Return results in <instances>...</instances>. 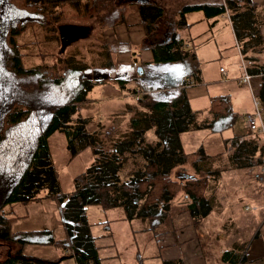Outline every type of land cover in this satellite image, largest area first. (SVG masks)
<instances>
[{"label":"trees","instance_id":"16d2710c","mask_svg":"<svg viewBox=\"0 0 264 264\" xmlns=\"http://www.w3.org/2000/svg\"><path fill=\"white\" fill-rule=\"evenodd\" d=\"M65 2L0 0V248L6 251L0 264H60L67 259H74L75 264H101L86 216L90 207L103 211L122 209L128 221L145 220L146 231L154 232L167 217L172 199L182 192L190 201L188 211L197 224L210 210L206 198L210 171L204 164L201 166L207 156L202 149L195 154L193 178L184 182L172 180L171 171L187 161L179 135L202 129L220 133L232 128L239 117L229 97L219 96L211 99L212 120H198L199 112L190 109L185 90L179 89L189 82H200L198 62L194 50H184L182 40L174 35L168 44L151 50L150 63L176 65L162 76L154 75L153 81L148 78L147 83L158 90L165 82L167 87L176 89L175 94L164 98L159 92L145 93L137 104L127 107L132 114L128 130L105 146L97 131H88V119L74 118L89 100L92 89L79 79L80 69L65 67L62 74L53 78L39 69L25 68L15 42L33 24L56 22L57 17L47 20V15ZM138 10L148 32L161 10L143 4L138 5ZM192 11H202L207 18L229 12L246 72L261 76L256 96L264 106V39L260 33L264 17L259 7L251 0H224L219 5L185 6L179 15L182 18ZM183 25L182 19L177 22V26ZM136 75L140 76L137 72ZM150 130L155 136L152 142L146 137ZM55 132L66 136L71 156L86 149L93 153L92 164L73 178L69 193L61 191L46 151L47 139ZM236 142L231 144L235 146ZM257 149L259 157L249 158V165L245 164L246 159H240L244 153L253 155ZM263 155L264 137L257 135L255 141L235 146L229 160L236 162L237 167L254 163L263 166ZM43 199L58 206L66 233L62 241L55 240L50 231H11L16 217L5 209ZM25 244L54 246L63 254L55 261L25 257L21 254Z\"/></svg>","mask_w":264,"mask_h":264},{"label":"crops","instance_id":"0c3cea01","mask_svg":"<svg viewBox=\"0 0 264 264\" xmlns=\"http://www.w3.org/2000/svg\"><path fill=\"white\" fill-rule=\"evenodd\" d=\"M143 1L145 2L137 4V16L141 24L139 28L142 27L143 33L148 36L153 33L146 32L138 5H151L159 8L161 16L154 21L152 29L164 24L162 34L165 39L162 41L163 44H168L176 35L182 40L184 50L196 46L194 53L198 62L200 81H202L204 60L199 55L200 49L196 42L202 38L204 31L209 29L217 31L223 26H227L236 49L223 57L217 49L216 57L230 64L234 61L238 65L240 58L243 69L246 70L234 36L229 12L226 11L222 15L207 18L201 11L203 15L198 19V22L194 18L195 11L187 12L182 18L179 15L185 6L219 5L224 0ZM251 2L259 7L260 14L264 17V0H251ZM189 16H191V20ZM181 19L184 25L177 26V22ZM205 21L207 26H202ZM182 33L186 34L183 36ZM260 33L264 39V24L260 26ZM152 49L153 46L148 50L149 70L145 77L153 81L154 75L159 76L163 72L166 73L176 64H151ZM221 69L220 67L219 73L224 77V81L215 83L209 78L211 82L209 85L214 88L211 93L201 88L202 83L193 84L191 82L192 84H190L189 82L188 86L182 85L179 89H198L194 94V100H189L186 92L185 96L193 112L205 111L203 119L212 120L213 116L209 112L211 99L219 96L229 97L232 109L239 117L232 128L220 133H213L207 129L181 133L179 140L187 161L175 167L170 174L174 176L179 174L180 176L176 178V181L179 182L193 178L195 171L192 163L196 159L195 154L202 149L207 160L201 162V166L204 164L210 171L206 190V198L210 204L208 214L200 218L197 224H194L188 211L190 201L184 193L180 192L172 199L167 217L153 232L146 231L147 222L145 220L128 221L122 209L103 211L98 207H90L86 216L91 234L95 237L101 264H164V262L172 261H179V264H264V184L259 181L262 165L254 163L251 166L237 167L236 162L233 163L229 160L234 150V146L231 144L233 140L243 138V141L249 143L257 139V135L249 133L244 118L246 114L252 113L254 110L253 96L252 102L248 98L247 91L244 90L245 96H241L239 93L240 89H243V84H240L241 78H237L236 86L229 85L225 71L221 72ZM162 85L159 88H163L160 91L164 98H170L175 94L176 89L167 87L165 82ZM248 91L251 93L249 89ZM199 99L202 100L203 108H192V103ZM262 108L264 109V106ZM148 135L151 136V139H147L149 142L155 140L153 130L148 131ZM251 154L253 155L244 153L240 159H246L245 164L249 165V158L258 159L260 151L257 149ZM12 207L15 216H17V219L11 224L13 233L50 231L57 241L66 238L58 206L54 201L43 199L40 202L28 205L15 204ZM127 223L132 225V228ZM134 223L138 224L135 229ZM146 232L151 233V239L145 236ZM136 234H140L139 240ZM149 240L154 241L153 245L148 242ZM224 253L232 255L224 257ZM21 254L25 257L55 261L61 258L63 253L54 246L25 244ZM123 254L128 257L125 258ZM70 260L74 262V259Z\"/></svg>","mask_w":264,"mask_h":264},{"label":"rangeland","instance_id":"374dc122","mask_svg":"<svg viewBox=\"0 0 264 264\" xmlns=\"http://www.w3.org/2000/svg\"><path fill=\"white\" fill-rule=\"evenodd\" d=\"M141 2L145 1L66 0L47 15V20L57 17L56 22L52 23L54 20H51L45 25L33 24L15 39L25 68L39 69L43 74L53 78L62 74L65 67L80 69L79 79L86 81L92 89L87 96L89 100L78 109L74 118L88 119V131H97L105 146L110 140H116L128 130L129 120L132 117V114L127 112L128 106L137 104L145 93L160 92L161 94V88L155 90L149 86L145 75L149 70L148 50L152 46L156 48L163 45L164 24H160L156 29L151 28L148 32L153 33L150 36L144 34L142 27L139 28L141 24L137 16V4ZM195 13L194 18L198 22L203 13L201 11ZM189 19L191 20V16ZM69 25L85 28L86 34L85 37L70 42L62 50L58 28ZM202 26H207L206 21ZM227 30V26L217 31L209 29L204 31L202 38L196 42L200 49L199 55L204 60L202 81L198 83H202L201 88L206 92L208 90L211 93L214 89L209 85L211 83L209 78L215 83L224 81V77L219 73L220 67L225 71L228 83L232 86H236L237 78H241L244 74L240 58L238 65L234 61L230 64L216 57L218 51L223 57L236 49L233 38ZM182 34L184 36L186 33ZM191 48L195 51L196 46ZM138 68H141V79L136 75ZM258 81L259 79L255 80L253 86L257 87ZM244 90L248 92V98L252 102L254 92L249 93L246 85H243V89L239 91L241 96H245ZM196 91H198L196 88L185 91L189 100H194ZM191 106L202 109V100L194 101ZM260 108H262L261 103ZM203 112L205 111L199 112L198 120L204 118ZM146 137L148 140L151 139L150 135ZM46 147L57 173L61 191L69 193L73 189V178L92 164L93 153L91 149H86L76 156H71L66 136L61 132L53 133L47 139ZM263 168L264 166L260 168V176ZM179 176V174L171 175V178L176 181ZM5 210H11L17 219L13 207H7ZM129 226L132 228V225ZM133 226L135 229L138 224L134 223ZM150 234L146 232L145 236L151 239ZM136 237L139 240L140 234H136ZM148 242L151 245L154 243L151 240ZM3 249L0 248V261L6 252ZM124 257L128 256L124 255ZM73 263L70 259L62 261V264Z\"/></svg>","mask_w":264,"mask_h":264},{"label":"built area","instance_id":"2783aa9c","mask_svg":"<svg viewBox=\"0 0 264 264\" xmlns=\"http://www.w3.org/2000/svg\"><path fill=\"white\" fill-rule=\"evenodd\" d=\"M221 72H224L223 69L220 70ZM259 79L258 81V86L255 87L253 86L252 83L255 82V80ZM192 84V83H190ZM240 84L246 85V87L252 92H254V96H253V106H254V110L252 113H248L244 116L247 127H248V131L250 134H257V135H261L264 137V123H263V117H264V109L260 108V102L257 99V91L260 87L261 84V76H251L249 75L246 70H244V74L242 75L241 79H240ZM189 85V83L187 84V86ZM255 89V91H254ZM136 100H138V97H136ZM263 106V105H262ZM243 138H239L237 140V142L235 143V146H237L238 144L243 142ZM234 146V147H235ZM259 181L261 183L264 184V168L262 169V173L261 176L259 177Z\"/></svg>","mask_w":264,"mask_h":264},{"label":"water","instance_id":"95a60500","mask_svg":"<svg viewBox=\"0 0 264 264\" xmlns=\"http://www.w3.org/2000/svg\"><path fill=\"white\" fill-rule=\"evenodd\" d=\"M60 41H61V49L63 50L65 46H67L70 42H73L77 39L85 37L86 30L83 27L76 26H61L58 28ZM141 68L137 69V73L140 74Z\"/></svg>","mask_w":264,"mask_h":264},{"label":"bare ground","instance_id":"6f19581e","mask_svg":"<svg viewBox=\"0 0 264 264\" xmlns=\"http://www.w3.org/2000/svg\"><path fill=\"white\" fill-rule=\"evenodd\" d=\"M140 74H141V73H140ZM140 74H139V75H140Z\"/></svg>","mask_w":264,"mask_h":264}]
</instances>
